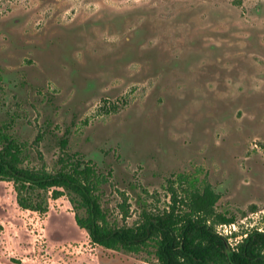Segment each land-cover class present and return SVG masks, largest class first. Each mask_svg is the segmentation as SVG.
<instances>
[{
  "label": "rangeland",
  "instance_id": "1",
  "mask_svg": "<svg viewBox=\"0 0 264 264\" xmlns=\"http://www.w3.org/2000/svg\"><path fill=\"white\" fill-rule=\"evenodd\" d=\"M1 134L25 166L93 165L118 225L207 180L235 245L264 229V0H0ZM74 198L0 179V264H159L93 243Z\"/></svg>",
  "mask_w": 264,
  "mask_h": 264
},
{
  "label": "trees",
  "instance_id": "2",
  "mask_svg": "<svg viewBox=\"0 0 264 264\" xmlns=\"http://www.w3.org/2000/svg\"><path fill=\"white\" fill-rule=\"evenodd\" d=\"M1 137L0 179L15 180L24 189L36 186L53 189L56 196L66 191L74 200L79 197L87 214L77 216V222L95 244L133 252L152 247L159 264H264V229H248L227 250L230 235L220 233L218 226L235 222L236 216L217 209L220 193L207 180L186 174L168 178L166 205L143 204L137 222L118 225L100 204L99 172L93 165L63 156L55 172L28 167L22 164V144L11 135ZM61 143L66 146L67 139ZM38 249L44 253L45 244L38 241Z\"/></svg>",
  "mask_w": 264,
  "mask_h": 264
},
{
  "label": "built area",
  "instance_id": "3",
  "mask_svg": "<svg viewBox=\"0 0 264 264\" xmlns=\"http://www.w3.org/2000/svg\"><path fill=\"white\" fill-rule=\"evenodd\" d=\"M233 225H235V222L230 223V224H221L220 227H224V230L228 231V228L232 227ZM218 230H219L220 233H222V231L219 228H218ZM222 234H224V233H222Z\"/></svg>",
  "mask_w": 264,
  "mask_h": 264
},
{
  "label": "water",
  "instance_id": "4",
  "mask_svg": "<svg viewBox=\"0 0 264 264\" xmlns=\"http://www.w3.org/2000/svg\"><path fill=\"white\" fill-rule=\"evenodd\" d=\"M226 246H227V250H231V246H230V243L228 241L226 243Z\"/></svg>",
  "mask_w": 264,
  "mask_h": 264
}]
</instances>
